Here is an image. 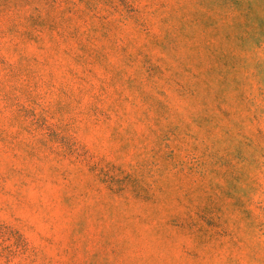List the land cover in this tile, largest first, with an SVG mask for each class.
Instances as JSON below:
<instances>
[{"label":"rangeland","instance_id":"1","mask_svg":"<svg viewBox=\"0 0 264 264\" xmlns=\"http://www.w3.org/2000/svg\"><path fill=\"white\" fill-rule=\"evenodd\" d=\"M0 264H264V0H0Z\"/></svg>","mask_w":264,"mask_h":264}]
</instances>
